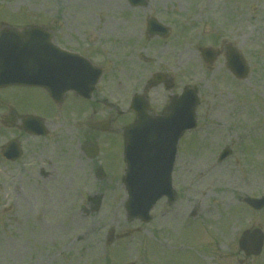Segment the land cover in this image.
<instances>
[{
    "label": "rangeland",
    "instance_id": "1",
    "mask_svg": "<svg viewBox=\"0 0 264 264\" xmlns=\"http://www.w3.org/2000/svg\"><path fill=\"white\" fill-rule=\"evenodd\" d=\"M128 5L127 0H0V22L22 27L28 19L55 30L67 24L72 30H62L67 40H72L70 34L94 46L88 54L105 69L100 91L91 101L100 118L106 108L97 98L117 101L127 113L128 93L139 90L138 82L146 74L164 66L151 56L156 50L175 78L170 94L180 93L185 85L196 86L201 100L198 126L179 144L174 173L178 199L172 205L164 200L158 204L150 223L130 221L124 209L127 194L110 173L108 188L97 189L88 178L89 188L84 186L77 201L69 199L63 209L26 206L23 195L29 198L33 184L25 176L11 184L9 173L15 170L17 176V167L0 159V264H264V252L247 258L238 244L245 229L264 231V209L255 210L244 201L264 195V0H150L147 8L136 9ZM48 11L56 15L47 16ZM150 12L187 27L206 23L208 30H180L176 41L183 36L190 40L184 49L170 40L154 48L143 40V20ZM223 37L248 60L246 79L233 76L224 55L212 65L202 60L198 47L225 46ZM176 53L180 62L175 64ZM6 99L22 113L32 111L36 103L33 93L25 90H14ZM158 99L163 100L161 94ZM160 103L153 107L155 113ZM4 105L0 103V118L7 113ZM12 133L0 124V144ZM224 148L232 155L219 162ZM93 195H101L102 204L99 211L87 213L88 197ZM162 210L167 216H161ZM194 211L201 218L191 223ZM111 227L117 234L139 231L107 246Z\"/></svg>",
    "mask_w": 264,
    "mask_h": 264
},
{
    "label": "flooded vegetation",
    "instance_id": "2",
    "mask_svg": "<svg viewBox=\"0 0 264 264\" xmlns=\"http://www.w3.org/2000/svg\"><path fill=\"white\" fill-rule=\"evenodd\" d=\"M53 38L64 48L69 47L75 52L82 49L81 44L75 42L69 43L73 47L66 46L68 42L65 41L64 35L60 38L53 35ZM140 81L139 87L142 86ZM144 89L145 87L139 92L147 98L149 112H152L158 103L157 90L153 91L157 86ZM28 92L33 93L36 103L34 109L27 114L36 117L32 127L35 132L41 133H29L24 130L22 118L6 126L13 130L9 139L15 140L20 148L18 155L20 158L8 162L17 167L18 172L16 176L15 170H11V180H19L25 176L35 187L32 191L33 186L29 184V198L23 195L26 206L38 205L39 208H47V205L65 206L69 199L76 202L82 188L84 186L89 188L88 178L93 180L97 189L109 187L110 173L117 176L116 185L122 184L125 169L122 132L129 123L130 116L124 118V121H120L119 118L128 115L129 112L120 114L117 110L116 114L115 104L101 99L106 109L105 115L100 118L94 111V103L84 102L86 100L73 92L65 94L61 101L50 97L45 88L31 87ZM99 101L100 98H97L96 102ZM165 104L158 106L157 110H162ZM14 113L18 114V111L15 110ZM79 115L78 119L83 120H76V116ZM0 122L3 124L2 117ZM105 148L109 149L110 152L105 154L109 156L104 155ZM3 149L2 143L0 157ZM80 183L83 186H80Z\"/></svg>",
    "mask_w": 264,
    "mask_h": 264
},
{
    "label": "water",
    "instance_id": "3",
    "mask_svg": "<svg viewBox=\"0 0 264 264\" xmlns=\"http://www.w3.org/2000/svg\"><path fill=\"white\" fill-rule=\"evenodd\" d=\"M4 33V32H3ZM2 33V34H3ZM18 37V43L10 42L8 44L6 38H1L0 43V84L8 83H24L34 80L30 75L35 76L37 73L36 63L31 59V53L28 49L40 47V41L36 38H32L29 32L17 33L12 32ZM30 36V38H28ZM31 44L32 46L30 47ZM38 54V52H37ZM211 54V52H208ZM234 54V53H233ZM232 55L229 58L230 68L237 74L245 77L247 74V66L243 59H239L238 54ZM41 56L38 54V57ZM17 57L20 59V64L25 69L24 72H20L12 67L11 59ZM10 59V60H9ZM19 64V65H20ZM188 96L191 100L188 101ZM198 104V97L195 91L184 92L182 96L174 99L169 114L163 117L154 119V123H143V117L139 114L140 119L138 122L131 127L127 132V162L129 169L125 182L128 187L129 200L127 201L126 209L130 218L136 217L147 220L149 218V211L155 204L156 200L164 193L168 194L169 197H174V192L170 188V176L168 173V167H170L172 160L171 158L176 154V146L178 137L183 133L185 127L180 128L178 132L172 130L173 126L171 122L177 116V113L182 112L188 108L190 123H195V108ZM190 105V106H189ZM189 106V107H188ZM166 122V123H165ZM139 125V128H138ZM141 128L151 130L152 132L147 136L146 133H140ZM134 129V130H133ZM162 157L167 162V168L159 171H153V175L141 174L144 163L152 162V166H156L154 162ZM149 165H147L148 167ZM164 177V185L160 186L159 179ZM147 181L146 187L142 182ZM157 188V189H156ZM255 208H262L264 206V199L261 200H246ZM94 210L99 209L100 201L96 202ZM113 233L109 242L113 241ZM240 247L245 251L247 255H259L262 252L264 245V233L260 228L254 230H246L241 239Z\"/></svg>",
    "mask_w": 264,
    "mask_h": 264
}]
</instances>
